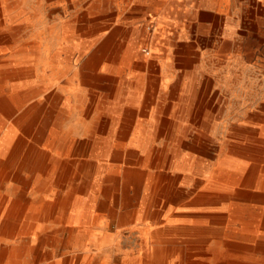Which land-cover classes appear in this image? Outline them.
<instances>
[{"label":"rangeland","instance_id":"374dc122","mask_svg":"<svg viewBox=\"0 0 264 264\" xmlns=\"http://www.w3.org/2000/svg\"><path fill=\"white\" fill-rule=\"evenodd\" d=\"M108 3V0H0V86L7 90L11 82H27L22 85L23 90L43 89L36 75L32 77L26 69L33 68L32 65L40 68L42 53L47 49L53 51L59 44L64 47L77 44L79 49L61 50L64 54L73 52L75 64L72 69L76 73L72 70L71 78L67 74L55 82L76 89L75 103L78 99V104H82L89 114L90 124L96 122L99 115H107L106 108L114 99L116 89L112 77L117 74L111 70L113 55L121 43L125 45V33L129 31L123 19H119L118 10L108 8L111 4ZM62 30L69 37L60 40ZM112 36L110 46L102 51V42ZM34 43L38 44L37 48ZM157 44L163 47L161 42ZM185 48L166 56L144 54L141 57L135 53L128 65H124L125 77L128 78L129 72L136 75L141 91L138 101L131 106L135 108L133 126L122 138L117 132L102 157L108 169L101 175L104 177L112 172L118 176L116 179L105 180L101 175L93 178L97 166L88 167L85 163L95 159L91 136L99 133L78 134L85 125L78 122L80 107L74 103L73 112L60 114L64 99L58 97L53 103L46 99V108L44 104L38 123L42 132L48 134L49 128L58 123V127L74 125L78 132V141L64 144L67 153L61 155V159L69 164L67 177L58 180L57 165L52 166L48 160L51 165L44 176L37 179L36 174L29 171L28 186L5 185L3 193L14 198L21 194L29 196L31 209L58 196L85 198L90 194L91 230L98 228L100 235L105 233L110 238L102 248L91 245L92 239L86 244L90 235L87 239L77 236L75 245L69 244L66 228L57 219V212L48 216L43 213L36 220L31 218V224L32 221L41 222L44 227L32 229L35 239L23 245L25 250H15V254L20 252V259L29 260L30 264H81L78 260H97L95 257L102 252L104 260L116 262V259L127 260L119 255L121 251L139 248L141 238L143 241L146 238L148 243L140 249L138 264H157L158 260L152 259L157 249L162 254L160 264H213L218 261L264 264V56L261 53L264 42L216 40L197 42L190 51ZM181 52L188 54L179 55ZM93 54L101 55L100 59L93 71L86 72L83 63ZM5 72L8 76L2 77ZM28 79L36 82H28ZM53 86L31 96L18 105L19 108L15 106L11 115L0 113L3 128L12 123L28 103L37 99L43 103L46 95L58 90ZM147 119H151L152 124L144 126L142 137L147 138L148 146L138 150L128 143V139L134 125L138 122L145 125ZM108 127L109 124L106 131ZM84 139H88V143L79 142ZM27 149H22L20 158L26 156ZM147 150L151 152L148 158ZM225 154L244 162L242 173L252 183L232 185L222 182L217 187L208 186L210 172ZM184 164L192 168L184 169ZM6 170L10 171L9 168ZM125 170H138L143 178L128 182L122 177ZM11 171L14 178H21L22 171L25 172L18 171L15 166ZM148 173L164 176L151 179L156 189L149 192L145 189ZM237 175L235 177L240 179L241 175ZM235 210L242 213L244 219L252 220V225L239 221L232 224L228 214ZM52 229H56L54 234H51ZM93 241L99 245L101 240Z\"/></svg>","mask_w":264,"mask_h":264},{"label":"bare ground","instance_id":"6f19581e","mask_svg":"<svg viewBox=\"0 0 264 264\" xmlns=\"http://www.w3.org/2000/svg\"><path fill=\"white\" fill-rule=\"evenodd\" d=\"M3 15H4V13H3ZM7 16L9 17V15H7ZM3 19H5V18L3 17ZM61 33L62 34H61V36L59 38L60 40H61V38L63 39V38L69 37V36L65 35V31L62 30ZM56 34H57V31H56ZM113 39L114 38L112 36V37L107 38L106 41L102 42V44H101L102 51H105V50L108 49V47L110 46V41L113 40ZM73 42H74V40H73ZM121 44L118 46V49L119 50L117 49L116 53L113 55L114 57H113V60H112V63H111V70L117 74V76L112 77L113 81H116V89H115L114 99L112 101H110L109 106L106 108V111L108 112V114L107 115H99L97 117V119H96L97 121L96 122H92L91 124H90V121L88 119L89 118V114L83 108L82 104H78V99H77V104L75 103V98L77 97V95L75 94L76 89L74 88L75 89V91H74L72 88L71 89H68L66 87L61 86V84L59 82L58 83L55 82L56 79H58V78H60V77H62L64 75L69 74V76H68L69 78H71L73 76V72H72L73 69H72V67H73V64H75L73 62V55L74 54H72L73 52H71V53H65L64 54V52L61 53V50L64 49V48H66L68 50L69 49L72 50L71 48H74L75 49V47L77 49H79L77 44H75V45H67L66 47H64L63 45L59 44L57 46V48L54 49L53 51L47 49L44 53H42V56L43 57L41 59V67L40 68H36L35 66L32 65L33 68H27L26 69V71H28V74H29V72L32 74V77H34L36 75V78L42 84L41 86H43L42 87L43 89L38 88V87L37 88H32L31 87L32 88L31 90L30 89H26V90L24 89L23 90L22 85L26 84L27 82L26 83L24 82L22 84H19L18 82H16V83L11 82L10 85H9V88L7 90H4L5 88L3 86H0V113H2L3 115H6V116L11 115V112L13 111V109L16 108L15 106H17V107H18V105L21 106L23 103H25L24 101H27L28 98H30L31 96H36L37 94L41 93L42 90H44V89H46L48 87H51L52 85H54L53 87L58 88V90L55 89V90H53L52 93H49L48 95H46L45 96V101H43V103H42V100H40V99L38 100L37 99V100H34V101L28 103L26 106H24L22 108L21 112L16 117H14L12 119V123L7 124L5 128H3V126H2L3 123H4V121L0 118V154L1 153L2 154H5L9 158L7 161L8 162H11L16 167V169L17 168L18 169H21V167H25L30 172H32L33 174H36L35 177L37 179L40 176H44V174H46V170H47V168L50 167L51 164H52V166L57 165V178L59 180V179H62L63 177H67V173H68V170H69V164H68V162H66V161H64V160L61 159L62 153H67L65 151L66 149H65V145L64 144L78 141V140H76V136L78 134L79 135L81 134V135L87 136V133L88 132L91 133L93 131L94 132V135L97 134V133H99V135L91 136V140L93 141L94 147H95V149L92 150L93 151L92 154L95 155L94 156L95 159L86 161L85 163L87 164L88 167H91V165L97 166V170L98 171L96 172V175L93 176V178L94 177H99L101 175V173H103L105 171V169H108L107 168L108 165L103 161L102 157L104 155H106L105 152H107V149L112 144L113 138L116 135V133L117 132L120 133L117 136L120 137V138H122L123 137V134H126L130 130L129 128L133 126L132 125V122L134 120L133 119L134 118L133 117V114L135 112L134 111L135 108H132L131 106L138 101V97L140 96V91H141L140 79L136 75H134L133 73L131 74V72H129L131 75L129 74L128 78L125 77V75H124L125 74L124 73V65L125 64L128 65V62L130 61V58L133 56V54H135V53H137L139 51L145 50V46L144 45L146 44V42H145V44H143L140 41H138L136 38H131L130 40H128V41L125 42V45L122 46ZM34 45L36 46V48L38 47V44L37 43H34ZM81 52H79L78 56L81 54ZM100 56H97V55L93 54L92 56H90L89 58H87L85 60V62L83 63V66H84L86 72H91V71L94 70V66L99 61ZM23 57L25 58L26 56H22V57L20 56V58H23ZM76 59H77V57H76ZM86 72H85V74H87ZM6 76H8L6 72L5 73H2V77H6ZM64 81L66 82V80H64ZM28 82H36V81L34 79H28ZM76 88H79V87H76ZM103 92H105V91H103ZM58 97H61L62 99H64L62 101V109L60 110V114L62 112H63V114L64 113L69 114L70 112H73L72 111V106L75 105V104H76L77 108L80 107L81 113H80V117L78 118V122H80L81 125H84L85 124L83 126V128L81 129L80 133H78L77 131H75L74 125H71V126L70 125H66V126H60V127H58V125L60 123H58L57 125H55V127H52V128L50 127L48 134L42 132L41 127L39 126L38 123L40 121L39 118H40V114H41V112L43 110L44 104L47 101L46 99L50 100L49 102H52L53 103ZM152 99H151V102H152ZM147 103H148V101H147ZM18 108H17V110H18ZM45 108H46V104H45ZM158 122H159V120H158ZM108 124H109V127H108L109 129H108V131H106L105 130V127ZM151 124H152L151 119H147L145 121V125L142 122L136 123L134 125L132 131H131V136L130 137L128 136L129 137L128 143L131 144V145L133 144L136 147H138V150L139 149L145 150L147 148V146H148L147 145V142L148 141H147V138L146 139H143V137H142V135L144 134V130H145L144 129L145 128L144 126H147V125L150 126ZM157 126H158V124H157ZM104 131H106L105 135L102 134V133H104ZM100 132H101V135H100ZM88 141H89L88 139H84V140H80L79 142H81V143L82 142L83 143H88ZM119 143L121 144L122 143V140H121V142L119 141ZM77 144H79V143L77 142ZM42 146H43V148H41ZM24 147L25 148H28L27 149L26 156L24 154L23 157L20 158L19 155H20L21 152H23L22 149H24ZM141 150H140V152H141ZM118 152H119V150L117 151V153ZM150 154H151L150 150H147V155H146L147 158H148V156ZM19 158H20L21 161H18ZM48 160L51 161V164L49 162H48L49 164L47 163ZM0 162H1V160H0ZM183 167H184V169L186 168V169H189V170L192 168L188 164L187 165L184 164ZM145 168H147V167H145ZM244 168H245V164H244L243 161L239 160L236 157H232L231 155H226L225 154L217 162V165L215 166V168L213 170L211 169L212 171L210 172V175H209V177L207 179V184H208V186H212V187H217L218 185H221L222 182H226V183L228 182V183H230L232 185H234V184H250V183H252V180H249L248 179L249 177H247V175H244L242 173V171H243ZM52 170L53 169H51V171ZM237 174L241 175L240 179H239V177L238 178L235 177V176H238ZM100 177L102 178L103 176L101 175ZM117 177H118L117 175L113 174L112 172H109V174L104 175L103 178H105V180H109V179H116ZM122 177L125 180H127L128 182H130V181H137L138 182V181H140L141 178H143V174L141 172H139L138 170H125L122 173ZM155 178H157V180H158V179L164 178V176H162V174H160V173H157V174L148 173L146 175V177H145V179H146L145 189L148 192L149 191H154L156 189V186H154V185L151 184V181H152L151 179H155ZM51 187H53V186H51ZM203 189H205V188H203ZM218 189H219V187H218ZM197 190H198V188H197ZM61 191L62 190H60V193H61ZM43 193H45V192H43ZM46 194H48V193H46ZM91 200H92V195H90V194L88 196H86L85 198L78 197L76 195H73V196L72 195H70V196L68 195V196H63V197L58 196V197H56L54 199H51L49 201L41 202L39 205H37L35 207V209L40 210L43 213H46L47 216L50 215V214L52 215L55 211L57 212V219L60 220V222L62 221L64 227L66 228V232H67L66 238H68L67 242L69 244L75 245L76 237L77 236H83L84 238L87 239V235L88 236L90 235V237L86 241V244L90 241L91 236H93L92 241H90L91 245H94L96 247L99 246L98 248H102L103 245L106 243V240L109 241L108 238H110L109 237L110 235H107L105 233H102L100 235V233L97 230L96 231L95 230L94 231H91L92 225L90 226V219L92 217L90 215L91 212L89 210L90 209V201ZM147 200H150V199H147ZM26 202L27 201H26V198H25L24 194L23 195L21 194L15 200V204H14L13 209H15L17 211V214H16L14 220H19V218L21 219V215L23 214L22 211H24V209L27 207L26 206L27 205ZM142 202H144V198H143V201ZM243 207H246V206H243ZM254 209H256V208H254ZM230 210L231 209H229V211ZM209 212H211V211H209ZM228 216H229V218H231L230 221L232 222V224L237 223L239 221L240 223H242L244 225H247V226H251L252 225L251 224L252 223V220H250V219L247 220L246 218L244 219L243 218L244 215L242 213H237V211L234 212V213H232V214H228ZM132 217H134V216H132ZM30 219H31V217H30ZM192 221H193V219H192ZM196 222H198V221H196ZM129 223H131V222H129ZM31 226H33V227L30 228L28 240L34 241V239H35L34 238V234H33L34 231L32 229H35L36 227L42 228L43 226H40L38 224L36 226H35V224H33ZM136 226H137V224H136ZM228 226H230V225H228ZM190 227H191V225H190ZM193 227H196V226H193ZM193 227L191 229H193ZM123 228H125V227H123ZM138 228H140V227H138ZM157 228H158V226H157ZM179 229H180V227H179ZM35 230H38V229H35ZM55 230L56 229H52L51 232H53V233H51V234H54V231ZM194 230H196V229H194ZM106 231H107V229H106ZM136 232L138 233V231H136ZM200 232H202V231H200ZM155 233H157V232H155ZM238 233H239V231H238ZM164 234H165V232H164ZM214 234H216V233H214ZM197 235H199V234H197ZM49 236H51V235L49 234ZM203 236H206V235H203ZM93 239L96 240V241L101 240L100 243H99V245H98V242L95 243L93 241ZM139 243H140V241H139ZM172 243H174V242H172ZM186 245H188V244H186ZM27 247H28V245H27ZM29 249H30V247L28 248V251H29ZM154 255L156 256L155 259L158 260L155 263L160 264V261L159 260L162 259V254L160 252H158V249H157V251L156 250L154 251ZM75 259H76V257H75ZM222 261H223V259H222ZM213 264H225V263H222V262H219L218 261V262H215ZM226 264H247V263L240 262V261H237V262L231 261V262H227Z\"/></svg>","mask_w":264,"mask_h":264},{"label":"crops","instance_id":"0c3cea01","mask_svg":"<svg viewBox=\"0 0 264 264\" xmlns=\"http://www.w3.org/2000/svg\"><path fill=\"white\" fill-rule=\"evenodd\" d=\"M94 1L97 0H92ZM108 2L111 4L107 7L117 9L119 19L121 21L123 19L127 25L129 31L125 33L124 40L136 38L141 43L148 44L142 53L141 51L136 53L141 57H144V54L171 55L184 49L186 47L184 44H188L185 49L190 51L197 42L205 41L243 39L264 42V0H108ZM158 41L161 44L165 42L162 44L163 47L157 44ZM261 53L264 56V48ZM187 54L181 52L179 55ZM8 159L5 154H0V264H30L29 260L20 259L18 256L20 252L15 254V250H23V245L28 243L30 228L33 227L31 225L38 224L44 227L41 222L32 221V224L30 222L31 216L36 220L43 212L31 209L30 198L24 195L27 207L22 211L21 219L14 220L17 211L13 207L18 197L3 193L2 187L14 184L28 186L30 172L27 168L21 167L18 171L25 170L22 171V177L14 178L11 171L14 165L8 162ZM7 168L10 171H7ZM43 227L35 229L41 230ZM147 243L146 238L144 241L141 238L139 248L121 251L119 255L126 257L127 260L116 262L104 260L103 253L100 252L99 256L95 257L97 260L78 261L81 264H138L140 249L145 248ZM147 255L146 253L145 256ZM153 257L152 259L156 260V256Z\"/></svg>","mask_w":264,"mask_h":264}]
</instances>
